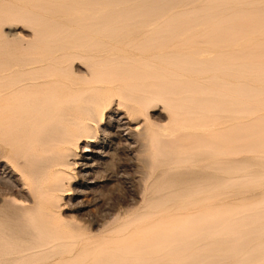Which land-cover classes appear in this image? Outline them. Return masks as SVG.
<instances>
[{
	"label": "rangeland",
	"instance_id": "obj_1",
	"mask_svg": "<svg viewBox=\"0 0 264 264\" xmlns=\"http://www.w3.org/2000/svg\"><path fill=\"white\" fill-rule=\"evenodd\" d=\"M121 5L124 6V10H127V12L135 16H141L140 14L142 12L145 13L146 16H149V20L145 24L135 20L125 23L117 14L114 17L107 16V13L111 11L112 8H116L115 10H117ZM100 16L105 17V19L101 20ZM115 28H122L123 32H111ZM170 29H185L186 32L176 35L170 34L178 39H174L173 42L169 41L168 43L161 44L158 36L167 35L168 33L162 32V30ZM204 29H208V31L205 32L206 34H201L202 32L196 33ZM209 33L212 34L210 35ZM186 42H192L196 49H198L193 55L196 61L199 60L195 67L197 70L194 69L193 72H187L183 68H176L167 62L166 55L168 54L180 57L185 55L186 50L184 46ZM263 46L264 0H0V67L46 68L51 73H54L50 74L55 75V78L57 76V80L58 77H62L63 74V77L67 74H71V78H68L69 80L72 79V82H80L82 79L91 80V75L89 76V74H91L92 71L91 69H87V67L98 66L96 62L99 58L101 60H137L136 62L139 63L142 61L141 63L143 65V68L141 67V63L134 66L136 69L135 75L133 74V77H131L132 79L136 77L133 79L136 82L133 81L132 83V90L134 88L136 92L132 91L134 93L131 96H134L133 99L137 100L138 104H140H137L138 107L136 104L133 106L134 104L131 102L121 101L122 99L118 95H115L116 90L113 87L107 85L109 88L106 90V84L102 86L98 85L100 87L94 84V89H99V91H101V95H99L100 98H102L105 93L102 98V105L99 109V111H102L98 115L99 118L97 117V124L91 135V141L79 143L78 149L76 148L74 150L73 148L77 158L75 161H77L79 166L74 168L71 166L69 169H66V179L63 187L65 191L63 194H60L61 200L58 209V225L63 227L66 235L60 239L62 233L59 234L60 232L51 231L53 233L50 232V236L54 234L52 236L53 238L51 237V241L55 243L50 244L49 246H52L49 249L47 248L48 246L43 247V249L42 247L38 249V253L40 252L42 254L47 248V254L49 255L43 254L40 258L41 260L36 259L33 264H35V261L37 264H96L104 258L101 253L105 252H109L110 258L106 259L103 264H122L115 261L117 258L116 248L132 252L129 255L130 260L123 262V264H243L244 262L246 264L249 261L252 262L251 264H256V262L258 264H264V262H262L264 261V257L262 258V256H264V250L262 251L264 248V228H262L264 227V223H262L264 222V164L260 163L262 166L258 165V159L256 160L253 157L258 153L256 152L257 148L255 146L247 147L239 152L235 151L236 153L229 148L233 143L239 144V142L236 141L231 144V129L234 127H242L244 124L247 125L249 122L248 118H250L251 121L258 117L256 114L257 112L252 110L251 113L255 112V114H250L249 116V112L248 114L244 113L245 116H243V113L240 111L235 113L224 112V114L221 113L223 112L221 111L218 113L222 114V117L224 115H226V117L222 118L220 115H217L219 118L217 117L216 120V115L214 116L215 119L212 117L216 112L213 113L212 104L209 103L215 98L214 96L203 101L205 98V92L202 94L203 91L193 90L195 92L193 94L192 91L191 95L187 92L183 93L184 87L179 86L173 79L176 76V78L179 79L178 75H180L183 86L187 84L200 85L201 83L209 86L208 80L211 75L210 73L208 74L207 71H213V73L216 71V73H214L215 75L221 70L222 72L220 71L217 74L218 76H214L216 79L217 77L219 79L217 83H220L221 79L219 77L221 75V78H225L231 86H236L242 81L239 82L236 75L228 73L229 66H234V68H236L237 64L240 63L238 67H250L251 64V67H264ZM163 56L162 62L160 58ZM239 56H241V58ZM235 59H237V61ZM143 60L146 61L144 62L145 64H143ZM219 60L220 62L229 61L227 65L228 68H226L227 66L224 67L225 65L223 64H211L212 67H207L208 64L206 65V61L214 63V61ZM234 60L236 62H234ZM203 61L205 62L204 64L202 63ZM252 62H255L254 66ZM101 66L102 65L99 64V67ZM104 66L133 67V64H112V66L111 64H107V66L105 64ZM221 66L223 69L225 68V70L220 68ZM211 68L213 70H211ZM217 70L219 71L217 72ZM195 71L197 72L195 73ZM168 72H170V74ZM60 73L62 74L60 75ZM167 73L168 77H166L168 79L169 75L173 78L166 80L164 74ZM206 74H208L207 77L205 76ZM194 75L196 78L193 77ZM197 76L204 80L197 78ZM187 77L190 78V81ZM55 78H53V80L57 81ZM186 78L188 80H185ZM227 78L232 81L234 78L232 84L230 83L231 80L229 81ZM195 80L198 81L196 82ZM200 80L201 82H199ZM205 80L206 82H203ZM236 82L238 83L236 84ZM247 82L249 83L250 80ZM79 86L77 88H80ZM176 88H178V90H176ZM109 89H112L111 92H108ZM66 90L67 89H63L57 92H66ZM141 90H143L142 93H140ZM174 90L176 91L174 92ZM140 94L143 95L139 96ZM185 94H187V96ZM192 94H196L198 97H194ZM135 95L138 96V98ZM146 95L152 96H149L151 99L148 96L146 97ZM157 95L158 97H155ZM227 95L228 92L224 91L223 96H220L221 98L218 96V99L223 104L227 103V106H229L230 104L228 105V103H231L229 101L231 98ZM171 96H173V98H171ZM176 96H180V101L178 100L179 97L176 98ZM200 96L202 99H199L201 98ZM105 97L109 100L114 99L113 101H109L106 100ZM153 97H155V99ZM164 97L168 98L164 99ZM143 98L146 100H143ZM181 98L185 101V104H187L189 100V104L186 106L183 105L184 102H182ZM190 98L191 100L193 99V102H196V106L198 104L201 105L202 102L201 106H197V112L205 111L210 117L207 118L205 113H202L205 116L201 115V113L200 115L199 113L195 115L189 114L186 109L189 107L188 105L193 104ZM222 100H228V102H223ZM245 100V98L242 100L243 104L246 103L245 105L248 107H253V105L255 107L254 101L251 100L248 102ZM144 101H146V103ZM204 102H207V106L210 105L207 107ZM250 102L254 103L250 104ZM180 103L183 106L180 107ZM130 104L133 106L132 109H130ZM171 104L174 107H172ZM223 104L222 106H225ZM134 107L139 109L142 108V113L140 112L141 109L139 111V109L136 110ZM183 107L187 108L184 109ZM178 108L180 109L178 110ZM134 109L138 112L136 113ZM132 110L134 111L132 112ZM209 111H211L213 115H211V113L209 114ZM176 112H180L179 115H176ZM225 113L228 114V118ZM259 114L264 116V112H260ZM171 115L173 116L171 117L172 119L176 118L173 120L174 124L170 118ZM192 115H194V119L197 117L198 120H194ZM188 116L190 121L187 122H192V124L187 122L183 123L185 120H189V118H187ZM199 117L201 119H199ZM202 117L204 119H202ZM213 119L217 122H213ZM200 120L204 121L197 122ZM205 121L207 123L212 121L209 122V128L213 127L214 130L203 126ZM239 122H242V125ZM171 123L173 125H171ZM180 123L182 124L180 125ZM262 123H264V121ZM171 126H173V128L180 126L181 130L173 129ZM197 126H201L202 130L207 129V131L204 132ZM195 127L197 128L195 129ZM184 128L189 130V132L187 130L183 131L182 129ZM217 129H219V131ZM172 130L174 131L172 132ZM193 131L195 133L199 131V133L195 134ZM174 132L176 134L170 135ZM203 135L206 136L204 137ZM171 137L175 143L174 145L168 146L167 141H169ZM220 137L222 139H220ZM207 139H210L209 143L206 142ZM258 139H264V129ZM189 143H192L191 146L185 149L182 148L183 145L185 146ZM159 146L160 148L163 146L165 147L160 150ZM203 146H208V149H210L206 151L205 149H207V147L204 149ZM190 148H192V150ZM201 149H204V153L207 152V154H205L206 156L201 152ZM228 149L230 152H228ZM193 150L196 151L195 153L197 155ZM161 151L162 153H168L167 155L170 154V159L167 158L169 156H166L165 153L160 156ZM179 151L181 152L179 153ZM210 152H212L213 155ZM188 153H193L194 158L191 156L192 154L188 155ZM229 153H232L233 156ZM258 154H260L258 156H261V160L264 162V154L260 151ZM0 155L2 156V154ZM163 157L166 158L164 159ZM210 157L213 159V165H211L212 159ZM159 158L164 159L165 162L164 160L162 161V159L158 161ZM5 159L6 157L4 156L0 158V218H2L3 221L6 218L10 219H6L5 222L0 219V230L1 236H4L5 240L8 238L7 241H11L12 239L10 237L6 238L5 234L8 233L9 235V233L13 234V232L16 233L17 231L18 234L16 233L15 235L20 236L22 233H25L26 231L20 232L23 230V225L26 226V221L24 223L23 219H20L23 221L21 222L17 218L20 211L10 202L14 199L19 203L21 200L22 202L25 201V203L27 201L31 203V198L28 196L27 192L23 190L22 173L15 168V165L11 161ZM226 160L229 164H227ZM232 160H235V162ZM255 160L257 162H255ZM170 161L172 163L176 162L175 166L171 165L172 163H170ZM206 161L210 164L207 165ZM221 161L227 165H224ZM237 161H244L247 164L246 169L233 170L234 167H231L230 163L237 164ZM204 163H206V167L211 165V167L209 166L210 170H208V168V171L206 169L205 171L202 168L203 166L199 167V164L202 165ZM248 163H250V166ZM215 164H219V166L217 165L218 169L215 168ZM221 165L222 168H220ZM213 166L215 169H211ZM259 176L262 178L263 183H260L261 179ZM206 182L207 186H210L209 189H207L208 187L204 184ZM209 182L210 184L208 185ZM257 182H259V186ZM213 184L214 187L212 186ZM262 184L263 188L261 189L260 187ZM195 185L200 188H194ZM204 188L207 190H204ZM211 188H213V190ZM198 190L200 192H198ZM176 195L177 199H175ZM187 195H191L188 196V199L191 200L193 198L192 201L187 200L193 205L190 202H187L188 204L186 203ZM164 197H166V199H164ZM209 198L213 199L210 200ZM183 201L186 204H183ZM195 201L196 203H193ZM168 204L171 210H168L170 209L168 208ZM191 207H193L192 209L194 212L193 210L191 213L186 212L189 211ZM159 208L162 209L160 210ZM181 208L182 210L180 212ZM157 209L160 211L163 210V212H158ZM216 210L218 211L217 213L215 212ZM182 211L184 214H179L183 213ZM197 211H199V213ZM155 212L156 214H153ZM196 212L198 213L196 215L201 218L198 222H195L196 226L199 225L197 223H200L198 227L195 226L193 221H190L188 224L186 222V216L195 214ZM207 213H210V216H208ZM150 214L151 216H149ZM164 214L170 216L167 217V215ZM205 214L207 217H210L211 220L213 219L212 221H216L207 223L211 220L208 219ZM201 216H205L206 219H202ZM248 216L250 222L247 219ZM251 216L253 220L250 218ZM147 217H149V219L151 217L152 219L145 220ZM175 217L177 219H175ZM182 218L185 221L182 220ZM231 218L237 221L242 219V222L239 221V223L235 220H230ZM254 218H258L256 219L257 229L258 226H262H260L261 228H259L258 231L257 229H252L256 228L253 226L255 225ZM143 219L146 222L142 221ZM245 219L248 221H245ZM180 220L183 222L181 223ZM203 220L205 222H203ZM258 221H260L259 224ZM246 222L249 223L247 224ZM174 223L178 224L175 225ZM145 225L147 226L145 227ZM169 225H173V227H169ZM193 225L195 228L192 227ZM122 226L128 233H125L123 236L120 235V240L118 235L120 234V230H123ZM133 226H137L134 229L135 231L132 229ZM9 228H13L14 230H8ZM130 229H132V231ZM29 231H31V229H29ZM29 231L27 230V233L24 235L22 234L24 240H29ZM176 232H193L194 236H192L190 240L188 237L184 246L175 248L170 236ZM56 235L58 239L55 237ZM124 236H126V238L123 239ZM130 236L133 238L130 239ZM259 236L262 238L263 243L259 240ZM54 238L55 240L57 239V241H55ZM4 239H2V241ZM42 239V241H44V238ZM62 239H64V241L67 240L66 243H64ZM90 243L93 245L91 246ZM64 245H66L68 252L66 248V251L63 250ZM257 246L263 247H260L261 249L259 248L258 250ZM250 248L252 251L256 250L254 251L256 252L254 255H252L254 252L248 254L251 253V250L249 252ZM46 250L44 253H46ZM61 250H63L64 253H68L69 257L65 259L67 254L64 255ZM244 251H247V257H245L246 253H244ZM259 251L262 252L258 253ZM243 255L244 257H242ZM251 255L254 256L252 257L254 261ZM7 258H9V261L6 264H24L21 262L15 263L13 256H8ZM67 260H69V263ZM243 260L245 261L243 262ZM259 260L262 263H259Z\"/></svg>",
	"mask_w": 264,
	"mask_h": 264
},
{
	"label": "bare ground",
	"instance_id": "obj_2",
	"mask_svg": "<svg viewBox=\"0 0 264 264\" xmlns=\"http://www.w3.org/2000/svg\"><path fill=\"white\" fill-rule=\"evenodd\" d=\"M137 2V1H136ZM106 4H108V3H106ZM123 5H121V7L119 8V9H117V10H115V9H113L112 8V10L111 11H109L108 13H107V16L108 17H114L116 14L120 17V19L122 20V21H125V23H129V21H131V20H135V21H138V22H141V23H143V24H145V23H147V21L149 20L148 18H149V16H146V14L145 13H141L140 15L141 16H135V15H133V14H131L130 12H127V10H124L123 8H124V6L122 7ZM109 7H111V6H109ZM139 8V7H138ZM237 10V9H236ZM136 11V10H135ZM101 17V20H104L105 19V17H103V16H100ZM99 19V18H98ZM210 20V19H209ZM205 22V21H204ZM207 28V27H206ZM209 28V27H208ZM73 29V28H72ZM211 29V28H210ZM220 29V28H219ZM123 29L122 28H115V29H113L111 32H121ZM214 30H215V28H214ZM206 31H208V29H204V30H201V31H197L196 33H200V32H202L201 34H203V33H205ZM257 31H258V29H257ZM261 31V30H260ZM123 32V31H122ZM162 32H165V33H168L167 35H160V36H158V39L160 40L159 42L161 43V44H163V43H168L169 41H171V42H173V40L175 39H178L177 37H173V36H171L172 34H183L184 32H186V30L185 29H174V30H172V29H170V30H162ZM209 32H210V30H209ZM110 33V32H109ZM113 33V34H114ZM117 34V33H116ZM171 34V35H170ZM200 34V35H201ZM206 34V33H205ZM210 35L212 34V33H209ZM174 35V36H175ZM199 35V34H198ZM197 35V36H198ZM178 36V35H177ZM180 36V35H179ZM204 36V35H203ZM206 37V36H205ZM208 37V36H207ZM198 38V37H197ZM200 38H201V36H200ZM196 39V38H195ZM203 39V38H202ZM211 39V38H210ZM213 39H214V37H213ZM217 39V38H216ZM182 40H183V38H182ZM204 40V39H203ZM155 41V40H154ZM186 41V40H185ZM191 41H193V40H191ZM208 41H209V39H208ZM211 41V40H210ZM175 42V41H174ZM178 43V42H177ZM181 43V42H180ZM184 43V42H183ZM159 44V43H158ZM175 45V44H174ZM213 45V44H212ZM96 46V45H95ZM169 46V45H168ZM177 46V45H176ZM214 46V45H213ZM258 46V45H257ZM250 47V46H249ZM255 47V46H254ZM264 47V46H263ZM227 48V47H226ZM184 49L186 50V53H185V55L183 56V57H180V56H176V55H166L167 56V62H168V64H170V65H172V66H175L176 68H183L184 70H186L187 72L188 71H191V72H193L194 71V69H196L195 67H196V65L198 64V61L199 60H195L194 58H193V55L195 54V52L198 50V49H196V47H195V45L191 42H186L185 43V46H184ZM259 50V49H258ZM225 51V50H224ZM258 52V51H257ZM220 54V53H219ZM178 55V54H177ZM250 55V54H249ZM165 56V57H166ZM230 57V56H229ZM228 57V58H229ZM240 58H241V56H239ZM160 58V57H159ZM163 58H164V56L162 57V58H160L161 60H162V62H163ZM100 59V58H99ZM99 59H97V65L98 66H96L95 65V67H87V69H91V74H89V70H88V74H89V76L91 75V80H87V79H82L80 82L79 81H76V82H72L71 80H69L68 78H71V74H67V75H65V77H63V75H62V77H58V80H57V76H56V78H55V75H51L52 73L49 71V70H47L46 68H37V67H16V68H10V67H0V154H2V156H4V157H6V159L8 160V161H11L14 165H15V168L17 169V170H19L21 173H22V176H21V179H22V186H23V190L25 191V192H27V194H28V196L31 198L30 200H31V203H29L28 201L25 203V201L24 202H22V200H21V202L19 203V202H17L16 200H12L10 203L13 205V206H15V207H17L18 209H19V213H18V216H17V218L20 220V219H23L24 220V223H25V221H26V226H24L23 225V227L22 226H20V227H22V229L23 230H21V232L20 233H22L23 231H26L25 233H27V230L29 231V229H31V231H29L28 233L30 234V238H29V240H24L23 239V236H22V234L24 235L25 233H22L20 236H17V235H15L16 233H17V231H16V233H14L13 232V234H11V233H9V235H8V233H6L5 235H6V238L7 237H10L12 240L11 241H13V242H11V241H7L8 240V238L5 240L4 239V236H1V230H0V264H6L9 260V258H7L8 256H13L14 257V261H15V263L17 262H21V263H24V264H33V262H34V260H36V259H40L42 256H43V254H47L48 252V250H46L47 248L49 249L51 246H49L50 244H52V243H55V242H53V241H51L52 239H51V237L54 235H52L51 234V236H50V232L51 231H57L59 234H61L62 233V235L60 236V239H61V237H65V235H66V233H65V230L63 229V227L61 226V225H58V220H59V214H58V209H59V202H60V200H61V196H60V194L62 193L63 194V192L65 191L64 189H63V187H64V184H65V179H66V169H69L71 166H72V168H74V167H78L79 166V164L77 163V161H75L77 158H76V155H75V153H74V150L80 145L79 143H81V142H90L91 140V135L93 134V131H94V127L96 126V124H97V117H98V115L101 113V111H99V109H100V107H101V105H102V98L104 97V95H105V93H104V95L102 96V98H100V96L99 95H101L100 93H101V91H99V89H94V84H97V86L98 85H100V86H102V85H104V84H106V86L107 85H109V87H113L115 90H116V94L115 95H118L122 100L121 101H125V102H131V103H133L134 105L133 106H135V104H136V106H137V104H138V102H137V100H135V99H133V97L134 96H131L134 92H136L135 91V89L133 88V90H132V83H133V81H135V80H133V79H135V78H131V77H133V74L135 75V68H134V66H137L138 64H140L139 62H136V61H129L128 59H126V60H115V59H111V60H99ZM224 59V58H223ZM94 60V59H93ZM99 60V61H98ZM160 60V61H161ZM221 60V59H220ZM220 60L219 61H214V63H211V61L209 62V61H206V65L208 64V66L207 67H212V65L211 64H223V65H225L224 67H226L228 64H229V61H223V62H220ZM232 60V59H231ZM236 61H237V59H235ZM234 60V62H236ZM241 60V59H240ZM243 60V59H242ZM262 60H263V58H262ZM261 60V61H262ZM92 61V60H91ZM96 61V60H95ZM94 61V62H95ZM159 61V60H158ZM166 61V60H165ZM239 61V60H238ZM244 61H248V60H244ZM144 62H146V61H144L143 60V64H145ZM150 62H152V61H150ZM162 62H161V64H162ZM241 62V61H240ZM90 63H92V62H90ZM149 63V62H148ZM148 63H146V64H148ZM160 63V62H159ZM203 64L205 63L204 61L202 62ZM241 63H243V62H241ZM250 63H251V61H250ZM253 63V66H254V63L255 62H252ZM258 63V62H257ZM99 64L100 65H102V66H104L105 64H106V66H107V64H111V66H112V64H133V67H99ZM165 64V63H164ZM167 64V65H168ZM236 64V63H235ZM234 64V65H235ZM238 64H240V63H238ZM238 64H237V67L236 68H234V66L233 67H230L229 66V72L228 73H230V74H232V75H236V77H237V79H239V82L240 81H242L240 84L238 83V82H236V84L238 83V85H236V86H231L230 84H229V82H227V80L225 79V78H221V75H220V79H221V81H220V83H217L218 81L217 80H219L218 79V77H217V79L214 77L215 75H217L220 71L219 70H217V74H215L214 75V73H216V71H214V73H213V71L212 72H208L207 71V73L209 74L210 73V75L211 76H213V77H211V76H209L210 77V79L208 80V79H206V80H208L209 81V86L207 85H203V83H201L200 85H189V84H187V85H182L183 83H182V81H181V79L182 78H180V75H178L179 76V79H177L176 77H172L174 80H175V82L179 85V86H182V87H184V92L183 93H185V92H187V93H189L190 95H191V92L193 91V90H199V91H203V93L202 94H204V92H205V98L203 99V101L205 100H208V98H210V97H212V96H214L215 98H213L212 99V101H210L209 103H211L212 105V111H213V113H220L221 111H223V112H221V113H223L224 114V112H227V113H235V112H237V111H240V112H242L243 114V116H245L244 115V113L245 114H248L249 112V116H250V114H255V112L254 113H251V111L252 110H254V111H256L257 113V115H258V117H256L255 119H253V120H251L250 121V118H248L249 119V122L247 123V125H243L242 127H234V128H232L231 129V131H230V136H231V138H232V142H231V144L234 142V141H236V142H239V144H232V146L231 147H229V148H231V150L232 151H236V152H239V151H241V150H243V149H245V148H247V147H256L257 148V151L256 152H258L259 153V151L261 152V153H263L264 154V139L262 140H260V139H258V137L261 135V133H262V130L264 129V123H262L263 121H264V116L262 115H260L259 113L260 112H264V67H251L252 66V64H251V66L250 67H238ZM249 64V63H248ZM149 65V64H148ZM150 65H152V64H150ZM222 65V66H223ZM250 65V64H249ZM257 65V64H256ZM263 65V64H262ZM143 65H142V63H141V67H142ZM201 66V65H200ZM214 66V65H213ZM222 66L220 67V68H222ZM243 66V65H242ZM248 66V65H247ZM52 68V67H51ZM55 68H57V67H55ZM62 68V67H61ZM143 68V67H142ZM172 68V67H171ZM198 68H199V66H198ZM215 68V67H214ZM226 68H228V66L226 67ZM165 69V68H164ZM168 69H170V68H168ZM209 69V68H208ZM223 69V68H222ZM52 70V69H51ZM60 70V69H59ZM59 70H58V72H59ZM160 70V69H159ZM173 70V69H172ZM174 70H176V69H174ZM197 70V69H196ZM211 70H213L212 68H211ZM223 70H225V68L223 69ZM138 71V70H137ZM161 71V70H160ZM164 71V70H163ZM177 71H178V69H177ZM200 71V70H199ZM172 72V71H171ZM182 72H183V70H182ZM185 72V71H184ZM197 71H195V73H196ZM222 72V71H221ZM227 72V71H226ZM51 73V74H50ZM137 73V72H136ZM140 73V72H139ZM160 73V72H159ZM161 73H162V71H161ZM169 74H170V72H168ZM168 73L167 74H164L165 75V77L168 75ZM175 73H177V72H175ZM194 73V74H195ZM202 73V72H201ZM212 73H213V75H212ZM54 74V73H53ZM62 73H60V75H61ZM163 74V73H162ZM172 74V73H171ZM179 74V73H178ZM192 74V73H191ZM190 74V75H191ZM198 74V73H197ZM196 74V75H197ZM205 74V73H204ZM203 74V75H204ZM208 74H206L205 76L207 77L208 76ZM59 75V74H58ZM185 75V74H184ZM188 75H189V73H188ZM193 75V74H192ZM226 75V74H225ZM205 76H203V77H205ZM218 76V75H217ZM168 77V76H167ZM166 77V80L168 79ZM193 77H195V75L193 76ZM205 77V78H206ZM53 78H55L57 81H54L53 80ZM171 78V76L169 75V79ZM171 78V79H172ZM188 78V77H187ZM185 79V80H188L189 79V81H190V78H188V79ZM196 78V77H195ZM197 78H201V77H198L197 76ZM90 79V78H89ZM168 79V80H169ZM184 79V78H183ZM192 79H194V78H192ZM201 79H203V78H201ZM228 79V78H227ZM204 80V79H203ZM206 80L205 81H203V82H206ZM229 80V79H228ZM231 80V79H230ZM229 80V81H230ZM250 80V82L248 83L247 81H249ZM196 81V80H195ZM198 81V80H197ZM196 81V82H197ZM233 81H234V78H233ZM232 80H231V84H232V82H233ZM244 81V82H243ZM136 82V81H135ZM171 82V81H170ZM169 82V83H170ZM199 82H201V80L199 81ZM247 82V83H246ZM171 84H172V82H171ZM196 84H199V83H196ZM204 84H206V83H204ZM225 86H224V85ZM235 84V83H234ZM80 85V86H79ZM80 87V88H77V87ZM95 86L96 88H98V87H100V86ZM108 86L106 87V90L109 88ZM133 87H134V85H133ZM112 88V89H113ZM59 89H61V90H63V89H67L66 90V92H57V91H61V90H59ZM111 89V90H112ZM113 89V90H114ZM110 90V89H109ZM108 90V92H111V90L109 91ZM176 90H178V88H176ZM176 90H174V92L176 91ZM132 91H134V92H132ZM142 91L143 90H141V92L140 93H142ZM179 91H182V90H179ZM224 91H227L228 92V97H230L231 99L229 100L231 103H228V105L229 106H227V103L226 104H223L219 99H218V96L220 97V96H223V93H224ZM145 92H149V91H145ZM194 92L195 91H193L192 93L194 94ZM197 92V91H196ZM152 93H154V92H152ZM151 93V94H152ZM200 93V92H199ZM146 94V93H145ZM155 94V93H154ZM169 94H170V92H169ZM188 94V95H189ZM192 94V95H193ZM113 95V94H112ZM141 95H143V94H140L139 96H141ZM171 95H173V94H171ZM186 96H187V94H185ZM199 95V94H198ZM136 96V95H135ZM148 95H146V97H147ZM150 96V95H149ZM148 96V97H149ZM154 96V95H153ZM194 97L196 96V97H198L196 94L195 95H193ZM225 96V95H224ZM111 97V96H110ZM113 97V96H112ZM117 97V96H116ZM137 98H138V96H136ZM150 97H152V96H150ZM149 97V98H150ZM155 97H158V95L157 96H155ZM155 97H153L154 99H155ZM177 97H179V101H180V96H176V98ZM201 97V96H200ZM227 97V98H228ZM106 98V97H105ZM108 98H109V96H108ZM118 98V97H117ZM136 98V99H137ZM142 98V97H141ZM153 98H152V100H153ZM161 98V97H160ZM166 98H168V97H164V99H166ZM171 98H173V96H171ZM171 98H170V100H171ZM182 98H183V95H182ZM181 98V99H182ZM221 98V97H220ZM222 98H224V97H222ZM244 98L249 102V101H254L255 102V107H254V105H253V107H248V106H246L245 104H243L242 103V100H244ZM114 99V98H113ZM113 99H110L111 101H113ZM140 99V98H139ZM151 99V98H150ZM150 99H149V102H150ZM175 99V98H174ZM186 99V98H185ZM188 99H189V97H188ZM196 99V98H195ZM199 99H202V97L201 98H199ZM106 100H109V99H107L106 98ZM109 100V101H110ZM143 100H146V99H144L143 98ZM177 100V101H178ZM193 100V99H192ZM191 100V98H190V101H192ZM198 100V99H197ZM245 100V101H246ZM120 101V102H121ZM148 101V100H147ZM168 101V100H167ZM194 101H196V100H194ZM221 103H220V102ZM223 101V100H222ZM225 101V100H224ZM223 101V102H224ZM106 102V101H105ZM108 102V101H107ZM139 102L141 103V101L139 100ZM145 103H146V101H144ZM171 102V101H170ZM174 102V101H173ZM176 102V101H175ZM182 102H184V104L183 105H187V104H189L188 102H189V100H188V102H187V104H185V101H183V99H182ZM193 102V101H192ZM191 102V103H192ZM225 102H228V100H226ZM253 102V103H254ZM104 103V102H103ZM112 103V102H111ZM122 103V102H121ZM169 103V102H168ZM195 103V104H194ZM198 103V102H197ZM205 103V106H207L206 104H207V102H204ZM253 103H251L250 102V104H253ZM127 104V103H126ZM176 104V103H175ZM181 104V103H180ZM222 104L223 105H225V106H222ZM249 104V105H250ZM107 105V104H106ZM124 105V104H123ZM131 105V104H130ZM130 105H129V107H130ZM138 105H140V104H138ZM143 105V104H142ZM172 105V104H171ZM182 104L180 105V107L181 106H183ZM199 105V104H198ZM197 105V106H198ZM201 105H202V102H201ZM201 105H199V106H201ZM210 105V104H209ZM208 105V106H209ZM248 105V104H247ZM103 106H104V104H103ZM108 106V105H107ZM125 106V105H124ZM132 105H131V107H130V109H132V107H133ZM189 107L187 108V107H183L184 109L185 108H187L186 109V111L189 113V114H197V113H199V115H200V113H201V115H203L202 113H205V111H203V112H197V110H196V108H197V106H196V102H193V104H191V105H188ZM207 106V107H208ZM210 106V107H211ZM138 107V106H137ZM141 107V106H140ZM172 107H174L173 105H172ZM177 107H178V105H177ZM128 108V107H127ZM135 108V107H134ZM202 108H203V106H202ZM252 108V109H251ZM103 109V108H102ZM136 110L137 109H139V108H135ZM134 109V110H135ZM140 109H141V111H140ZM139 109V111L142 113V108H140ZM171 109V108H170ZM180 108H178V110H179ZM211 109V108H210ZM251 109V110H250ZM134 110H132V112L134 111ZM135 110V111H136ZM172 110V109H171ZM175 110H176V106H175ZM205 110V109H204ZM174 111V110H173ZM181 111V110H180ZM138 111H136V113H137ZM207 112V111H206ZM240 112H238V113H240ZM172 113H174V112H172ZM177 113V112H176ZM180 113V112H179ZM179 113H177L176 115H179ZM211 113V115H213L212 114V112L211 111H209V114ZM214 114L212 117L214 118V116L216 117V120H217V117L220 115H222V114ZM227 113H225V114H227ZM181 114H183V113H181ZM184 114H185V112H184ZM206 115H207V113H205ZM105 115V114H104ZM194 115H192L193 117V119H194ZM218 115V116H217ZM231 115V114H230ZM101 116H102V114H101ZM191 116V115H190ZM203 116H205V115H203ZM233 116H234V114H233ZM236 116V115H235ZM247 116V115H246ZM171 117H173L172 115L170 116V118ZM207 118H209L210 116H206ZM206 117H205V119H206ZM222 117V116H221ZM221 117H220V119H221ZM223 117H226V115H224ZM222 117V118H223ZM231 117V116H230ZM242 117V116H241ZM99 118V117H98ZM178 118V117H177ZM187 118H189V116L187 117ZM219 118V117H218ZM227 118H228V114H227ZM235 118V117H234ZM247 118V117H246ZM246 118H243V119H246ZM172 119V118H171ZM176 119V118H175ZM175 119H172V123H173V120H175ZM184 119H185V117H184ZM195 119H197V117L195 118ZM194 119V120H195ZM199 119H201L200 117H199ZM202 119H204L203 117H202ZM215 119V118H214ZM214 119H213V122H217L216 120L214 121ZM219 119V120H220ZM232 119H233V117H232ZM237 119H239V118H237ZM247 119V120H248ZM178 120V119H177ZM198 120V119H197ZM187 121H190V118H189V120H185V122H183V123H186ZM204 121V120H203ZM203 121H197V122H203ZM206 121H207V119H206ZM205 121V124L203 125V126H205L206 128H209V122H212V121H209L208 123ZM245 121V120H244ZM175 122V121H174ZM180 122V121H179ZM171 123V125H173ZM187 123H189V122H187ZM194 123V122H193ZM229 123V122H228ZM240 123V122H239ZM242 123V122H241ZM240 123V124H241ZM182 123H180V125H181ZM189 124H192V122L191 123H189ZM189 124H188V126H189ZM213 124V123H212ZM218 124V123H217ZM217 124H215V125H217ZM235 124V123H234ZM239 124V125H240ZM176 125V124H175ZM178 125V124H177ZM200 125V124H199ZM201 125V126H202ZM214 125V126H215ZM232 125H233V123H232ZM242 125V124H241ZM196 126V125H195ZM201 126H197V127H200L201 128ZM203 126H202V128H203ZM172 128H173V126H171ZM170 127V128H171ZM187 127V126H186ZM190 127V126H189ZM194 127V126H193ZM197 127H195V129L197 128ZM229 127V126H228ZM231 127V126H230ZM182 128V127H181ZM202 128L200 129V130H202ZM173 129H180V126H177V127H175V128H173ZM185 129V128H184ZM182 129L183 131H186L187 129ZM209 129H213V127L212 128H209ZM181 130V129H180ZM214 130V129H213ZM218 131H219V129H217ZM216 130V131H217ZM226 130V129H225ZM174 130H172V132H173ZM188 132H189V130H187ZM191 131V130H190ZM195 131V130H194ZM193 131V132H194ZM202 131H207V129H203ZM210 131V130H209ZM208 131V132H209ZM223 130L221 129V132H222ZM228 131V130H227ZM179 132H182V131H179ZM211 132V131H210ZM190 133H192V132H190ZM195 133V132H194ZM196 133H199V131H197ZM195 133V134H196ZM207 133V132H206ZM218 133V132H217ZM223 133V132H222ZM172 134H176L175 132L174 133H171L170 135H172ZM194 134V135H195ZM208 134V133H207ZM225 134V133H224ZM229 134V133H228ZM169 135V134H168ZM186 135V134H185ZM184 135V136H185ZM221 135V134H220ZM183 136V137H184ZM204 136V135H203ZM206 136V135H205ZM204 136V137H205ZM213 137V136H212ZM217 137V136H216ZM223 137V136H222ZM227 137H229V136H227ZM190 138V137H189ZM210 138V137H209ZM224 138V137H223ZM230 138V137H229ZM161 139V138H160ZM220 139H222L221 137H220ZM250 139V140H249ZM210 139H207L206 140V142L207 143H209L210 141H209ZM214 140V139H213ZM224 140H225V138H224ZM227 140H228V138H227ZM249 140V141H248ZM93 141V140H92ZM158 141H159V139H158ZM157 141V142H158ZM212 141V140H211ZM215 141V140H214ZM218 141H220V140H218ZM216 142V141H215ZM160 143V142H159ZM174 143H175V141L173 140V138L171 137V138H169V141H167V145L168 146H171V145H174ZM193 143V142H192ZM192 143H189L188 145H183V149H185V148H187V147H189V146H191V144ZM195 143V142H194ZM203 143V142H202ZM217 143V142H216ZM90 144V143H89ZM185 144V143H184ZM197 144V143H196ZM162 145V144H161ZM160 145V146H161ZM166 145V146H167ZM203 145V144H202ZM160 146H159V148H160ZM195 146V145H194ZM193 146V147H194ZM212 146V145H211ZM158 147V146H157ZM163 147H165V146H163ZM160 148V150L161 149H164V148ZM204 147V149H205V147H207V149H205L206 151H208L209 149H208V146H203ZM213 147V146H212ZM216 147V146H215ZM73 148H74V150H73ZM177 148V147H176ZM199 148V147H198ZM198 148H196V149H198ZM201 148H202V146H201ZM217 148V147H216ZM78 149V148H77ZM178 149V148H177ZM191 150H192V148H190ZM204 149L202 150L201 149V152L202 153H204ZM166 150H167V147H166ZM166 150H164V151H166ZM178 150H180V149H178ZM200 150V149H199ZM216 150V149H215ZM182 151V150H181ZM181 151H179V153L181 152ZM211 151V150H210ZM263 151V152H262ZM157 152H160V151H157ZM173 152V151H172ZM171 152V153H172ZM193 152L195 153L196 151H194L193 150ZM214 152V151H213ZM228 152H230L229 151V149H228ZM234 152H232V153H234ZM235 152V153H236ZM165 153V152H164ZM164 153H162V151H161V153H160V156L162 155V154H164ZM174 153V152H173ZM178 153V152H177ZM201 153V154H202ZM210 153H212V152H210ZM230 154V155H232L233 156V154ZM256 154V155H254L253 157L257 160L258 159V161L259 162H257L256 160H255V162H257V164L258 165H260V163L261 164H264V162H263V160H261V156H258V155H260V154ZM159 154V153H158ZM166 154V153H165ZM168 154V153H167ZM166 154V156H169V157H167L168 159H170V154L169 155H167ZM192 154V155H191ZM191 154H189L188 153V155H191L193 158H194V154L193 153H191ZM196 154V153H195ZM201 154H200V156H201ZM205 154H207V152L206 153H204V155ZM172 155V154H171ZM197 155V154H196ZM203 155V154H202ZM209 155H211V154H209ZM208 155V156H209ZM212 155H213V153H212ZM229 155V156H230ZM1 156V155H0ZM1 156V157H2ZM159 156V157H160ZM163 156H165V155H163ZM206 156V155H205ZM246 156V155H245ZM0 157V158H1ZM176 157V156H175ZM213 157V156H212ZM215 157V156H214ZM235 157V156H234ZM164 159L166 158V157H163ZM208 158V157H207ZM211 158V157H210ZM254 158H253V160H254ZM5 159V160H6ZM162 159V158H161ZM161 159L159 158V160L158 161H161ZM164 159H162V161L164 160ZM209 159V158H208ZM207 159V160H208ZM212 159V158H211ZM210 159V160H211ZM250 159V158H249ZM201 160H202V158H201ZM210 160H209V162H210ZM251 160V159H250ZM169 161V160H168ZM175 161L177 162V159L175 158ZM198 161V160H197ZM199 161H200V159H199ZM205 161V160H204ZM215 161V160H214ZM223 161V160H222ZM221 161V162H222ZM232 161H234L235 162V160H232ZM247 161H249V160H247ZM164 162H165V160H164ZM176 162H171L170 161V163H172L171 165H174L175 166V163ZM202 162V161H201ZM208 161H206V163H207V165L208 164H210ZM223 162H225V161H223ZM222 162V163H223ZM226 162H227V160H226ZM242 162H244V161H242ZM241 161H237L236 163L237 164H234V163H230L231 164V167L233 166L234 168H233V170L234 169H239V170H245L246 169V167H247V164L244 162V163H242ZM254 162V163H255ZM167 163V162H166ZM198 163V162H197ZM206 163H204V164H202V165H200L199 164V167H201V166H203L202 168L205 170H207L208 168V170H210V167H211V165H213V159H212V162H211V165H209L208 167H206L207 165H206ZM251 163V162H250ZM250 163H248V165L250 164ZM6 164V163H5ZM169 164V163H168ZM220 164V163H219ZM219 164H217L218 166H219ZM224 164V163H223ZM226 164V163H225ZM224 164V165H225ZM227 164H229V162H227ZM226 164V165H227ZM232 164H234V165H232ZM240 164V165H239ZM7 165H9V164H7ZM206 165V166H205ZM216 164H215V168H217L218 169V166H217ZM166 166H167V164H166ZM205 166V167H204ZM250 166V165H249ZM257 166V165H256ZM260 166H262V165H260ZM224 167V166H223ZM214 168V166L211 168V169H215ZM220 168H222V165H221V167ZM229 168H230V165H229ZM205 170V171H206ZM207 170V171H208ZM222 170V169H221ZM224 170V169H223ZM70 171V170H69ZM210 172V171H209ZM209 175V174H208ZM259 178H260V176H259ZM210 179V178H209ZM255 179V178H254ZM261 180V182L260 183H263L262 181V178H260ZM212 180V179H211ZM211 180H210V182H211ZM236 180V179H235ZM210 182L208 183V185L210 184ZM214 182V181H213ZM259 182H257V185L259 186ZM7 183V182H6ZM5 183V184H6ZM217 183V182H216ZM223 183V182H222ZM241 183V182H240ZM9 184V183H8ZM204 184H206V186H207V182L206 183H204ZM196 185H198V184H196ZM194 186V188L195 187H197V186ZM200 185V184H199ZM203 185V184H202ZM223 185V184H222ZM213 187H214V184L212 185ZM225 186V185H224ZM253 186H255V185H253ZM263 186V184L261 185V189L263 188L262 187ZM15 187V186H14ZM13 187V188H14ZM199 187V186H198ZM197 187V188H198ZM204 187H205V185H204ZM208 187V186H207ZM206 187V188H207ZM210 187V186H209ZM209 187L207 188V189H209ZM255 187H257V186H255ZM22 188V187H21ZM196 188V189H197ZM200 188V187H199ZM198 188V189H199ZM206 188H204V190H207ZM259 188V189H260ZM10 189H11V184H10ZM201 189H203V188H201ZM212 190H213V188H211ZM260 189V190H261ZM264 189V188H263ZM256 190H257V188H256ZM11 191V190H10ZM262 191V190H261ZM191 192H193V191H191ZM198 192H200L199 190H198ZM198 192H195V193H198ZM209 192V191H208ZM194 193V192H193ZM195 195H198V194H195ZM165 196V195H164ZM172 196V195H171ZM188 196H191V195H187V199H186V203L187 202H190V201H192L193 200V198L192 197H189V198H192L191 200L190 199H188ZM28 197V198H29ZM193 197H195V196H193ZM27 198V199H28ZM164 199H166V197H164ZM163 199V200H164ZM173 199V198H172ZM175 199H177V195L175 196ZM206 199H207V197H206ZM205 199V200H206ZM210 199V198H209ZM213 199V198H212ZM212 199H210V200H212ZM187 200H190V201H187ZM196 200H197V198H196ZM214 200H215V198H214ZM159 201V200H158ZM167 201V200H166ZM169 201V200H168ZM204 201V200H203ZM216 201V200H215ZM157 202V201H156ZM162 202V201H161ZM184 202V201H183ZM200 202V201H199ZM264 202V201H263ZM159 203H160V201H159ZM169 203V202H168ZM185 202L183 203V204H186ZM191 203V202H190ZM193 203H196V201L195 202H193ZM217 203V202H216ZM157 204V203H156ZM167 204V203H166ZM182 204V205H183ZM188 204V203H187ZM192 204V203H191ZM198 204V203H197ZM201 204V203H200ZM214 204V203H213ZM169 205V204H168ZM167 205V206H168ZM193 205V204H192ZM195 205V204H194ZM217 205V204H216ZM175 206V205H174ZM198 206V205H197ZM206 206H208V205H206ZM155 207V206H154ZM158 207V206H157ZM162 207V206H161ZM171 207H172V205H171ZM182 207V206H181ZM183 207H184V205H183ZM188 207H189V205H188ZM187 207V208H188ZM200 207H201V205H200ZM204 207V206H203ZM202 207V208H203ZM210 207H212V206H210ZM218 207V206H217ZM156 208V207H155ZM168 208H170V205H169V207ZM180 208V207H179ZM185 208V207H184ZM193 207H191V209L189 210V211H186V209H185V211L186 212H189V213H191V211L193 210L192 209ZM14 209V208H13ZM160 209V208H159ZM159 209H157L158 210V212H163V210L162 211H160ZM173 209V208H172ZM209 209V208H208ZM155 210V209H154ZM156 210V211H157ZM168 210H171V208L170 209H168ZM181 210H182V208L180 209V212H181ZM197 210H199V209H197ZM205 210H206V208H205ZM212 210V209H211ZM14 211H16V210H14ZM184 211V210H183ZM182 211V212H183ZM196 211V210H195ZM17 212H18V210H17ZM154 212V211H153ZM167 212V211H166ZM193 212H194V210H193ZM198 213H199V211H197ZM195 213V214H189V215H187L186 216V222H187V224L190 222V221H193L194 222V224H195V222H198L201 218H199V216L198 215H196V214H198V213ZM201 212H203V211H201ZM206 212V211H205ZM211 212V211H210ZM216 213L218 212L217 210L215 211ZM214 211H213V213H215ZM257 212H259V211H257ZM165 213V212H164ZM216 213H215V215H216ZM260 213V212H259ZM149 214V213H148ZM153 214H156V212L155 213H153ZM179 214H181V215H183L184 214V212L183 213H179ZM208 214V213H207ZM1 215V214H0ZM15 215H17V214H15ZM158 215V214H157ZM156 215V216H157ZM161 215V214H160ZM164 215H167V214H164ZM163 215V216H164ZM204 215V214H203ZM202 215V216H203ZM260 215V214H259ZM263 215V214H262ZM147 216V215H146ZM149 216H151V214L149 215ZM155 216V217H156ZM168 216H170V215H167V217ZM201 216V217H202ZM205 216L207 217V215L205 214ZM205 216L204 217H202V219L203 218H205ZM208 216H210V213L208 214ZM217 216V215H216ZM264 216V215H263ZM161 217V216H160ZM159 217V218H160ZM178 217V216H177ZM260 217H261V215H260ZM4 218H5V216H4ZM144 218H146V217H144ZM159 218H158V220H159ZM162 218V217H161ZM172 218V217H171ZM170 218V219H171ZM183 218L185 219V217L183 216ZM182 218V220H184ZM208 219H210L211 220V218L210 217H207ZM213 218H215V217H213ZM243 218H245V217H243ZM249 218V216L247 217V219ZM252 220H253V217L251 216L250 217ZM262 218V217H261ZM0 219H2V218H0ZM7 220H9L8 218H6ZM5 219V220H6ZM149 219V217H147V219H145V220H148ZM152 218L150 217V219L149 220H151ZM164 219H165V217H164ZM175 219H177L176 217H175ZM206 219V218H205ZM255 220V225H253V226H255L256 227V219H258V218H254ZM264 219V218H263ZM5 220L3 221V219L1 220V221H3V222H5ZM188 220V221H187ZM213 220V219H212ZM208 221L207 223H211V222H215L216 220H214V221ZM218 220V219H217ZM230 220H235L234 218H231ZM242 220V219H241ZM240 219H239V221H241ZM249 220V219H248ZM248 220H246L245 219V221H248ZM21 222H23L22 220H20ZM142 221H144V219L142 220ZM166 221H167V219H166ZM175 221V220H174ZM179 221V220H178ZM181 221V220H180ZM185 221V220H184ZM235 221H237V220H235ZM239 221H237V222H239ZM261 221V220H260ZM260 221H258V224H259V222ZM2 222V223H3ZM19 222V221H18ZM56 222H57V224H56ZM144 222H146V221H144ZM153 222H156V221H153ZM168 222V221H167ZM177 222V221H176ZM183 221H181V223H182ZM185 222V223H186ZM203 222H205L204 220H203ZM231 222V221H230ZM242 222V221H241ZM249 222H250V220H249ZM248 222V223H249ZM252 222V221H251ZM20 223V222H19ZM23 223V224H24ZM142 223V222H141ZM140 223V224H141ZM151 223V222H150ZM149 223V224H150ZM178 223H180V222H178ZM178 223H174L175 225H177ZM218 223V222H217ZM232 223V222H231ZM236 223V222H235ZM234 223V224H235ZM240 223V222H239ZM247 223V222H246ZM247 223V224H248ZM262 223H264V222H262ZM261 223V224H262ZM21 224V223H20ZM66 224V223H65ZM138 224H139V222H138ZM149 224H147V225H149ZM173 224V223H172ZM197 224H199L200 225V223H197ZM215 224V223H214ZM214 224H213V226H214ZM254 224V223H253ZM9 225V224H8ZM64 225V224H63ZM147 225H145V227L147 226ZM168 225V224H167ZM175 225H174V227H175ZM184 225V224H183ZM183 225H182V227H183ZM198 225V226H199ZM208 225V224H207ZM212 225V224H211ZM211 225H210V227H211ZM263 225V224H262ZM6 226V225H5ZM5 226H3V227H5ZM11 226V225H10ZM129 226H131V225H129ZM166 226V225H165ZM179 226V225H178ZM187 226V225H186ZM189 226L191 227V225L189 224ZM189 226H188V228H189ZM195 226H196V224H195ZM198 226H196V227H198ZM206 226V225H205ZM250 226V225H249ZM261 226V225H260ZM260 226H258V229H257V227L256 228H252V229H257V231L259 230V228H261ZM1 227V226H0ZM124 227H126V226H124ZM137 227V226H136ZM136 227H134L133 226V230L136 228ZM169 227H173V225H169ZM192 227H194V225L192 226ZM202 227V226H201ZM204 227V226H203ZM207 227H209V226H207ZM206 227V228H207ZM252 227V226H251ZM122 228H123V226H122ZM127 228H128V226H127ZM139 228H141V227H139ZM138 228V229H139ZM195 228V227H194ZM200 228V227H199ZM213 228V227H212ZM262 228H264V227H262ZM7 229V228H6ZM11 229H13V228H11ZM10 228L8 229V230H11ZM25 229V230H24ZM27 229V230H26ZM132 229H130L131 231H132ZM137 229V230H138ZM142 229H143V227H142ZM171 229V228H170ZM177 229V228H176ZM186 229V228H185ZM14 230V229H13ZM128 230V229H127ZM187 230V229H186ZM193 230V229H192ZM194 230H196V229H194ZM250 230H251V228H250ZM255 230H253V231H255ZM261 230H263V229H261ZM5 231V230H4ZM135 231V230H134ZM257 231H255V232H257ZM12 232V231H11ZM116 232V231H115ZM114 232V233H115ZM119 232V231H118ZM130 232V231H129ZM2 233H3V231H2ZM51 233H53V232H51ZM58 233H56V234H58ZM120 233V234H119ZM118 234V236H119V239H120V235H125V233H128V231H126L125 230V228H123V230L121 229L120 230V232H119ZM131 233V232H130ZM130 233H129V235H130ZM133 233V232H132ZM138 233V232H137ZM258 233V232H257ZM264 233V232H263ZM18 234V233H17ZM116 234V233H115ZM261 234H262V232H261ZM259 235H260V232H259ZM27 236V235H26ZM44 236H46V237H44ZM59 236V235H58ZM116 236H117V234H116ZM127 236V235H126ZM126 236H124L123 237V239L124 238H126ZM170 236V235H169ZM192 236H194V234H193V232H190V233H181V232H176V233H174L172 236H170V238L172 239V243H173V246L176 248V247H182V246H184L185 245V242H186V240H190V239H192ZM56 238H57V235L55 236ZM131 237V236H130ZM189 237V238H188ZM196 237V236H195ZM212 237V236H211ZM9 238V239H10ZM24 238H27V237H24ZM42 238H44V241H42L43 239ZM46 238V239H45ZM53 238V237H52ZM133 237H131L130 239H132ZM188 238V239H187ZM2 239H4L3 241H2ZM23 239V240H22ZM41 239V240H40ZM58 239V238H57ZM57 239L55 240V238H54V240L55 241H57ZM59 239V240H60ZM213 239V238H212ZM215 239V238H214ZM63 241H64V239H62ZM66 240V239H65ZM121 240V239H120ZM157 240V239H156ZM259 240H261L262 241V238H260V236H259ZM258 240V241H259ZM263 240H264V238H263ZM67 241V240H66ZM66 241H64V243H66ZM11 242V243H10ZM63 243V242H62ZM93 243V242H92ZM92 243H90V245L92 246L93 244ZM118 243H119V241H118ZM259 243V242H258ZM262 243H263V241H262ZM68 244H69V242H68ZM99 244V243H98ZM215 244H216V242H215ZM8 245H10V246H8ZM67 245V244H66ZM66 245H64V247H63V250L64 251H66L67 250V247H66ZM95 246H98L97 244H94ZM263 245H264V243H263ZM46 246H48L45 250H46V253H44L45 252V250L43 251V253L41 254L40 252V254L38 253V249L40 248V247H42V249H43V247H46ZM53 246H54V244H53ZM173 246H172V248H173ZM217 246V245H216ZM237 246V245H236ZM71 247V246H70ZM233 247H235V246H233ZM260 247H263V246H257V249L259 250V248ZM65 248H66V250H65ZM252 248V247H251ZM249 249V252H250V250H251V253H248V254H252V252H254V251H256V250H253L252 251V249ZM60 249H62V248H60ZM68 249H69V246H68ZM117 249V258L115 259V261L116 262H119V263H122L123 264V262H127L128 260H130V258H129V255L132 253L131 251H124V250H121V249H118V248H116ZM233 249H235V248H233ZM254 249V248H253ZM256 249V248H255ZM261 249V248H260ZM51 250V249H50ZM63 250H61V251H63ZM248 250V249H247ZM264 250V248L262 249V251ZM40 251V250H39ZM64 251L62 252V253H64ZM262 251H259L258 253H260V252H262ZM42 252V251H41ZM51 252V251H50ZM67 252H68V250H67ZM82 252H84V251H82ZM161 252H163V251H161ZM226 253V252H225ZM241 253V252H240ZM244 253H246L245 254V257H247V251L245 252L244 251ZM256 252H254L252 255H254ZM65 254H67V257H65V259L66 258H68L69 256H68V253H64V255ZM81 254V253H80ZM103 256H104V258H102V260H100L99 261V263H96V264H103V263H105V261H106V259H108V258H110L109 256V252H105V253H101ZM112 254V253H111ZM243 254V253H242ZM242 254H240V255H242ZM263 254V253H262ZM44 255V256H45ZM47 255H49V254H47ZM168 255V254H167ZM251 255V258L252 257H254V256H252ZM256 255H259V254H256ZM62 256V255H61ZM3 257V258H2ZM64 257V256H63ZM71 257V256H70ZM163 257V256H162ZM242 257H244V255L242 256ZM249 257V256H248ZM264 256H262V258H263ZM60 258V257H59ZM72 258V257H71ZM74 258V257H73ZM79 258V257H78ZM259 258V257H258ZM61 259V258H60ZM77 259V258H76ZM244 259V258H243ZM249 259V258H248ZM248 259H247V261H248ZM253 259V261H254V258H252ZM252 259H251V261H252ZM260 259V258H259ZM37 260V261H38ZM41 260V259H40ZM64 260V259H63ZM71 260V259H70ZM141 260V259H140ZM250 260V259H249ZM264 260V259H263ZM66 261V260H65ZM64 261V262H65ZM68 261V263H69V260H67ZM72 261H73V259H72ZM245 260H243V262H244ZM246 261V262H247ZM257 261V260H256ZM262 261V260H261ZM39 262V261H38ZM44 262V261H43ZM47 262V261H46ZM59 262V261H58ZM61 262H62V260H61ZM63 262V263H64ZM262 262H264V261H262ZM262 262H260V260H259V263H262ZM40 263H42V262H40ZM57 263V262H56ZM71 263V262H70ZM165 263V262H164ZM252 262H247L246 264H251ZM12 264H14V263H12ZM35 264H37L36 263V261H35ZM61 264V263H60ZM125 264H127V263H125ZM243 264H245V262L243 263ZM256 264H258L257 262H256Z\"/></svg>",
	"mask_w": 264,
	"mask_h": 264
}]
</instances>
